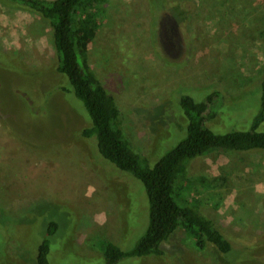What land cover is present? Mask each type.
<instances>
[{
	"label": "rangeland",
	"instance_id": "obj_1",
	"mask_svg": "<svg viewBox=\"0 0 264 264\" xmlns=\"http://www.w3.org/2000/svg\"><path fill=\"white\" fill-rule=\"evenodd\" d=\"M259 2L108 1L89 60L150 164L184 138L183 93L219 89L224 106L209 124L232 125L224 107L229 122L251 124L264 77ZM66 79L56 71L49 22L0 0V264H39L46 239L50 264H105V241L130 249L147 230L144 184L107 160L95 137L81 134L90 116L82 100L61 89ZM186 176L189 198L242 244L225 254L201 250L180 228L162 243L161 256L117 264H264V151H212L189 161Z\"/></svg>",
	"mask_w": 264,
	"mask_h": 264
},
{
	"label": "trees",
	"instance_id": "obj_2",
	"mask_svg": "<svg viewBox=\"0 0 264 264\" xmlns=\"http://www.w3.org/2000/svg\"><path fill=\"white\" fill-rule=\"evenodd\" d=\"M7 1L49 22L56 71L67 78L61 89L67 95L75 94L82 100L90 116L91 123L81 134L86 138L95 137L99 152L120 170L138 178L147 191L150 211L145 234L130 249H124L111 240L105 241L101 246L104 263L117 264L126 258L161 256L164 254L162 243L180 228L201 250L209 247L225 254L242 244L238 238H232L219 229L212 218L201 212L197 201L189 198L193 183L187 178L186 171L189 161L212 151H264V130L260 129L264 123V77L258 85L261 108L246 128L229 122L232 115L226 107L223 118L232 125L218 129L209 124L224 106L225 96L221 90H206L203 96L181 94L178 105L183 114L178 127L184 138L152 165L134 148L125 133L115 96L107 91L89 60L90 43L96 38L105 18V6L109 0ZM174 3L187 8L182 1ZM173 5H170L172 10L178 12ZM259 5L264 7L263 2ZM51 225L54 229L58 227L55 222ZM50 251V241L46 239L39 246V264H50Z\"/></svg>",
	"mask_w": 264,
	"mask_h": 264
},
{
	"label": "flooded vegetation",
	"instance_id": "obj_3",
	"mask_svg": "<svg viewBox=\"0 0 264 264\" xmlns=\"http://www.w3.org/2000/svg\"><path fill=\"white\" fill-rule=\"evenodd\" d=\"M171 33V31H169Z\"/></svg>",
	"mask_w": 264,
	"mask_h": 264
}]
</instances>
